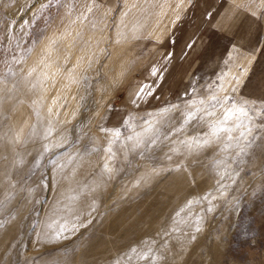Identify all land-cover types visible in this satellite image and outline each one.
<instances>
[{
	"label": "rangeland",
	"instance_id": "obj_1",
	"mask_svg": "<svg viewBox=\"0 0 264 264\" xmlns=\"http://www.w3.org/2000/svg\"><path fill=\"white\" fill-rule=\"evenodd\" d=\"M117 262L264 264V0H0V264Z\"/></svg>",
	"mask_w": 264,
	"mask_h": 264
},
{
	"label": "snow or ice",
	"instance_id": "obj_2",
	"mask_svg": "<svg viewBox=\"0 0 264 264\" xmlns=\"http://www.w3.org/2000/svg\"><path fill=\"white\" fill-rule=\"evenodd\" d=\"M156 69L153 70V75L156 74ZM138 98H142L144 95H151V86L144 84L141 85L138 92L136 93ZM229 101H232V98L229 96H225L222 100L219 99L217 96L213 95L210 98V103L212 104V111H206V115L207 116H214L216 115V107L219 106L220 110H221V115L219 116V118L215 121V122H211L209 124V133L216 137L217 139L221 138L222 135L226 136L228 141H231L233 139L232 133L235 130H238L240 128H244L246 127L245 125V121L249 119V113L246 110L245 107L243 106H237L235 101L231 102V106H227ZM135 103V101H133ZM191 104H195L196 101H191ZM205 102L203 100L200 101V104H204ZM164 111H167V109H165ZM199 111V110H197ZM197 116L195 113L193 112H188L185 116V121L187 123H190L192 120L196 119ZM248 131H251L250 128L247 129ZM113 135L116 136L117 138H119L120 136V131L119 129L113 130ZM245 135V132H240V136L243 137ZM129 140L132 139L131 136L128 137ZM198 146H203L204 143L206 142H201L199 140H195L194 141ZM139 143H141V141H137V145H139ZM151 143H155V141H151ZM46 150H48L46 148ZM107 151L111 152V148L109 147L107 149ZM107 167V166H105ZM205 199H207L208 197L205 196ZM193 203L192 200L188 201V205L187 206H191V204ZM181 211H183V209H181ZM209 211H211V209H209ZM177 216H179V213H177ZM58 221L53 220L52 222H50L47 227L52 230L53 233V238H60L63 233L65 231H70L72 229H69L68 225L66 223L64 224H60L59 228L56 229V225L58 224ZM73 228H75V225H73ZM197 231H199V228H197ZM132 254H137L139 256L140 259H146L147 258V253H140L138 252V249L136 247H133L129 254H128V258L131 259ZM118 264V262H117Z\"/></svg>",
	"mask_w": 264,
	"mask_h": 264
}]
</instances>
